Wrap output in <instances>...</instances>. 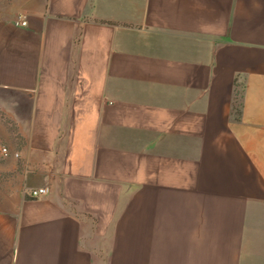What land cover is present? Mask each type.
Returning <instances> with one entry per match:
<instances>
[{
	"label": "crops",
	"instance_id": "obj_1",
	"mask_svg": "<svg viewBox=\"0 0 264 264\" xmlns=\"http://www.w3.org/2000/svg\"><path fill=\"white\" fill-rule=\"evenodd\" d=\"M0 146V264H264V0H1Z\"/></svg>",
	"mask_w": 264,
	"mask_h": 264
},
{
	"label": "built area",
	"instance_id": "obj_2",
	"mask_svg": "<svg viewBox=\"0 0 264 264\" xmlns=\"http://www.w3.org/2000/svg\"><path fill=\"white\" fill-rule=\"evenodd\" d=\"M21 25H25L26 22L24 20H22L21 22ZM8 152H7V149L3 146H0V157H5L7 156ZM48 193V188L47 187H40V188H37V189H32L29 191V196L31 198H38L40 196H43L45 194Z\"/></svg>",
	"mask_w": 264,
	"mask_h": 264
},
{
	"label": "rangeland",
	"instance_id": "obj_3",
	"mask_svg": "<svg viewBox=\"0 0 264 264\" xmlns=\"http://www.w3.org/2000/svg\"><path fill=\"white\" fill-rule=\"evenodd\" d=\"M1 1V0H0ZM7 1H10V0H7Z\"/></svg>",
	"mask_w": 264,
	"mask_h": 264
}]
</instances>
